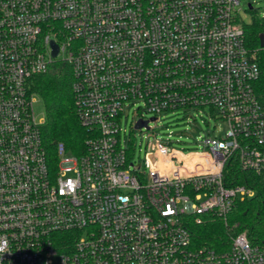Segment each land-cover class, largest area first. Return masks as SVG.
<instances>
[{
  "label": "built area",
  "instance_id": "2783aa9c",
  "mask_svg": "<svg viewBox=\"0 0 264 264\" xmlns=\"http://www.w3.org/2000/svg\"><path fill=\"white\" fill-rule=\"evenodd\" d=\"M239 3L0 0V264H264V246L246 233L217 250L197 247L191 230L207 217L228 224L237 201L255 194L228 183L231 160L264 173L261 71ZM56 62L72 67L90 136L84 153L59 143L51 161L31 79ZM136 101L135 126L201 108L228 130L202 151L158 142L147 173L122 145L124 106Z\"/></svg>",
  "mask_w": 264,
  "mask_h": 264
},
{
  "label": "trees",
  "instance_id": "16d2710c",
  "mask_svg": "<svg viewBox=\"0 0 264 264\" xmlns=\"http://www.w3.org/2000/svg\"><path fill=\"white\" fill-rule=\"evenodd\" d=\"M246 45L252 51L260 67V76L255 82L256 93L264 106V48L260 46V35L264 33V19L254 14L249 23H244ZM73 70L68 63L56 62L50 71L34 75L31 91L41 100L45 110L42 138L49 160L57 161V146L63 143L71 154L85 152V140L90 136L78 118L72 83ZM226 178L230 185L243 184L255 191L252 197L237 201L228 216V224L219 217H207L191 225L193 241L197 247L217 250L229 248V235L246 233L249 240L264 246V173L244 169L237 160L226 167Z\"/></svg>",
  "mask_w": 264,
  "mask_h": 264
},
{
  "label": "rangeland",
  "instance_id": "374dc122",
  "mask_svg": "<svg viewBox=\"0 0 264 264\" xmlns=\"http://www.w3.org/2000/svg\"><path fill=\"white\" fill-rule=\"evenodd\" d=\"M249 3L253 9L249 8ZM235 11L240 21L249 23L254 14L264 18V0H240ZM142 104L138 101L125 104L121 119L122 145L131 147L133 151L134 165H143L148 173L150 163L148 160L149 151L158 142L167 143L171 148L189 151H202L205 148L206 139L225 136L228 130L227 124L212 117L206 109H193L164 112L159 119L150 120L149 128H135L139 116L138 107ZM143 108V106H142ZM37 117H44L45 110L40 98L34 104ZM153 115L146 114V119Z\"/></svg>",
  "mask_w": 264,
  "mask_h": 264
},
{
  "label": "water",
  "instance_id": "95a60500",
  "mask_svg": "<svg viewBox=\"0 0 264 264\" xmlns=\"http://www.w3.org/2000/svg\"><path fill=\"white\" fill-rule=\"evenodd\" d=\"M249 8L252 9L253 6L251 3H249ZM52 47H53V53L52 56L56 57L58 55L59 47L58 45L52 40ZM260 46L261 48H264V33L260 35ZM155 118L152 117L151 120H154ZM142 127H148V120L145 121H138L135 128H142Z\"/></svg>",
  "mask_w": 264,
  "mask_h": 264
}]
</instances>
